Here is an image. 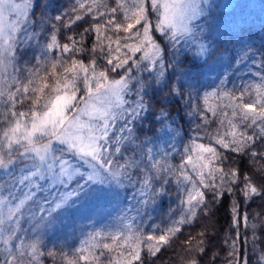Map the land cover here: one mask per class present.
Instances as JSON below:
<instances>
[{
	"label": "snow or ice",
	"instance_id": "1",
	"mask_svg": "<svg viewBox=\"0 0 264 264\" xmlns=\"http://www.w3.org/2000/svg\"><path fill=\"white\" fill-rule=\"evenodd\" d=\"M252 7L0 0V264H149L225 196L223 264H264V35L257 46ZM174 103L200 121L187 143ZM210 116L222 117L211 131ZM173 195L161 228L154 213ZM207 235L184 242L183 264H201Z\"/></svg>",
	"mask_w": 264,
	"mask_h": 264
},
{
	"label": "trees",
	"instance_id": "2",
	"mask_svg": "<svg viewBox=\"0 0 264 264\" xmlns=\"http://www.w3.org/2000/svg\"><path fill=\"white\" fill-rule=\"evenodd\" d=\"M250 3L253 5L251 11L253 14V18L255 21L254 31L257 33L256 45L259 46L261 41L259 36L264 35V32L260 31V22L264 20V0H250ZM51 4L58 11L63 9L68 11L69 8L73 4V0H51ZM55 14V12L51 13ZM87 24L79 23V26L75 27V31L79 32L83 27H86ZM91 40H89V44ZM228 54L225 53L224 60L227 61ZM251 67V65H249ZM163 97H157L156 101H152L153 104L158 103L162 100ZM210 103H215V101H210ZM183 106L182 103H174L169 107L173 111L174 115L178 116L179 125L182 127L183 131L181 132V136L184 138V143L188 142V137L184 136L185 132H189L191 130V134L193 138L195 137V127L197 123H200L199 120L194 117H186L184 112H180L177 114L176 109L178 107ZM187 109L185 108V112ZM210 120L215 121L210 126V131L215 130L219 119L222 117H209ZM150 121L144 122V132L150 138L152 133L148 128ZM203 135V133H201ZM203 142L208 143V140H204ZM179 146V145H178ZM231 158V157H230ZM239 161L241 171H245L249 166V161L247 158L244 160H240L238 157L235 158ZM260 201H257L256 204H259ZM256 204L252 206L250 211L259 212L260 209L256 207ZM213 209L212 214L209 217L201 214L198 216L197 221L194 226H186L183 231L179 233L171 242V247L165 246L162 253L159 255V258L153 262L152 258L149 257V264H183L185 258L189 257L191 254L187 252L184 247V242L190 237L196 235L197 232L206 230L207 235V248L208 252L201 257V264H212L210 259L211 256L219 253L220 259L215 261V264H223V257L226 254V248L223 244L225 239V234L229 231L230 226V201L229 197L225 196L222 201H218L216 204L210 205ZM176 208V198L173 195L170 199H165L161 206L154 213L155 223L160 225L161 228L165 226V223L169 218V209ZM244 211H249L247 206L245 205ZM243 231V229H241ZM159 234V233H157ZM73 239H69V243H73ZM65 251H70V249L65 248ZM244 255H248L247 245L243 246ZM47 264H51V261H48Z\"/></svg>",
	"mask_w": 264,
	"mask_h": 264
}]
</instances>
